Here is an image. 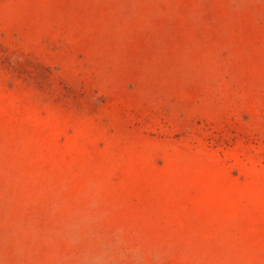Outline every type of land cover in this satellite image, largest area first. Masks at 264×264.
I'll use <instances>...</instances> for the list:
<instances>
[{"label":"rangeland","instance_id":"obj_1","mask_svg":"<svg viewBox=\"0 0 264 264\" xmlns=\"http://www.w3.org/2000/svg\"><path fill=\"white\" fill-rule=\"evenodd\" d=\"M0 264H264V0H0Z\"/></svg>","mask_w":264,"mask_h":264}]
</instances>
